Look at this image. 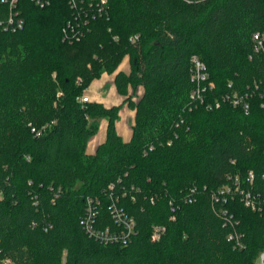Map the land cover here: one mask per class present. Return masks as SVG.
I'll use <instances>...</instances> for the list:
<instances>
[{
	"label": "trees",
	"instance_id": "16d2710c",
	"mask_svg": "<svg viewBox=\"0 0 264 264\" xmlns=\"http://www.w3.org/2000/svg\"><path fill=\"white\" fill-rule=\"evenodd\" d=\"M18 1L24 28L0 24V264H255L264 205L246 207L235 189L264 200V52L252 35L264 34V0H108L109 19L73 43L62 33L74 14L67 0L43 9ZM7 15L0 0V23ZM195 55L216 84L206 102L250 93L248 114L227 100L213 110L191 100ZM125 56L131 72L117 73L119 92L144 88L128 101L130 142L117 134L120 106L79 99ZM105 118L106 142L88 155ZM86 198L101 203L100 229L115 228L109 204L119 199L135 221L128 243L89 237Z\"/></svg>",
	"mask_w": 264,
	"mask_h": 264
},
{
	"label": "built area",
	"instance_id": "2783aa9c",
	"mask_svg": "<svg viewBox=\"0 0 264 264\" xmlns=\"http://www.w3.org/2000/svg\"><path fill=\"white\" fill-rule=\"evenodd\" d=\"M39 9H43L52 5L53 0H29ZM70 10L72 11L73 17L72 20H69L63 27V39L67 42L73 43L74 41H79L84 38L87 33L90 31V23L94 20L107 17L108 12V0H67ZM3 2L8 5V17L1 22L2 29L15 33L21 31L24 28L25 21L20 15V3L18 0H3ZM253 42L254 49L258 53L261 51L264 52V34L254 33ZM139 38L138 35H135L131 38L133 42L137 41ZM191 75L190 80L193 82L194 87L190 92L191 100L194 103L204 104L207 99V92L216 88L214 81L210 79L208 72V67L198 56L191 57L190 60ZM254 86L258 87L259 85L254 82ZM249 94L246 96L234 94L223 95L219 99H216L214 103L206 102V108L209 110L219 109L222 100H227L241 107L246 114L250 110L249 103ZM80 101L83 103L90 102L86 96H81ZM32 132L36 135H41L45 132V127L42 129H31ZM253 172L250 171L248 174V181L251 183L253 181ZM224 192H230L229 188L223 189L220 194L223 197ZM235 192L240 193L241 200L246 207H249L253 210H259L263 212L264 200L260 196H256L255 193L241 190L240 183L237 182V187ZM194 190L187 194L184 198L186 203L194 202ZM86 209L85 216L82 219V226L85 229L86 233L90 238L97 240L98 242L104 245L110 244H126L129 242L131 237L135 232V221L133 218L129 217L127 213L120 207L119 199L112 198L109 204V213L112 215V219L115 224V228L108 227L106 229H100L96 227L97 218L99 215V200H93L86 198ZM169 208L172 214L176 213V206L173 201H169ZM230 239L234 240L237 246H241V236H238L236 232L229 235ZM255 264H264V250L261 251L256 259Z\"/></svg>",
	"mask_w": 264,
	"mask_h": 264
},
{
	"label": "crops",
	"instance_id": "0c3cea01",
	"mask_svg": "<svg viewBox=\"0 0 264 264\" xmlns=\"http://www.w3.org/2000/svg\"><path fill=\"white\" fill-rule=\"evenodd\" d=\"M123 72L125 74H130L131 72V63L130 57L125 56L117 67V71L114 73H103L99 78L92 80L89 85V88L85 90L84 96H86L89 101L97 102L110 107H118L119 109V119L117 120L115 126L117 134L125 142H130L133 136V128L136 120V111L135 108H132L128 103L127 95H131L134 91L133 87L128 88L127 95H123L119 92L117 85L115 83V78L117 73ZM144 92V88L139 86L136 89V95L140 96ZM108 120L102 119L99 122L98 132L91 137L88 141L89 143L86 146V154L92 155L96 152L98 147L104 144L108 132Z\"/></svg>",
	"mask_w": 264,
	"mask_h": 264
},
{
	"label": "rangeland",
	"instance_id": "374dc122",
	"mask_svg": "<svg viewBox=\"0 0 264 264\" xmlns=\"http://www.w3.org/2000/svg\"><path fill=\"white\" fill-rule=\"evenodd\" d=\"M8 17V16H7ZM108 18L107 19H109V17H110V15H108L107 16ZM6 19V18H5ZM5 19H3L2 21H4ZM1 21V22H2ZM1 24V23H0ZM130 63H131V61H130ZM118 67V66H117ZM117 71V68H116V70L114 71V72H116ZM114 72H111V73H114ZM85 92V91H84ZM144 93V92H143ZM142 93V94H143ZM231 94V93H230ZM234 94H237L236 93V91H233V93H232V95H234ZM83 95H84V93H83ZM82 95V96H83ZM141 96L142 95H140V96H138V95H136V90H134L133 91V93L131 94V95H127V97H128V101L132 104V106L134 105V104H136L138 101H139V99L141 98ZM153 238H155V240H157V239H159V234L158 233H156V234H154L153 235Z\"/></svg>",
	"mask_w": 264,
	"mask_h": 264
}]
</instances>
